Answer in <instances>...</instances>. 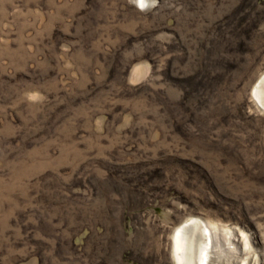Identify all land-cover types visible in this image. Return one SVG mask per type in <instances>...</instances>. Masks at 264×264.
I'll return each mask as SVG.
<instances>
[{
    "label": "rangeland",
    "instance_id": "374dc122",
    "mask_svg": "<svg viewBox=\"0 0 264 264\" xmlns=\"http://www.w3.org/2000/svg\"><path fill=\"white\" fill-rule=\"evenodd\" d=\"M263 73L264 0H0V264H264Z\"/></svg>",
    "mask_w": 264,
    "mask_h": 264
},
{
    "label": "bare ground",
    "instance_id": "6f19581e",
    "mask_svg": "<svg viewBox=\"0 0 264 264\" xmlns=\"http://www.w3.org/2000/svg\"><path fill=\"white\" fill-rule=\"evenodd\" d=\"M252 97L260 107L264 108V73L256 81L252 89ZM229 238L226 239V243L224 242L226 244L224 246L219 240L218 232L204 222L197 219L184 222L173 233L175 262L176 264H218L215 262L219 251L226 246L232 250V242Z\"/></svg>",
    "mask_w": 264,
    "mask_h": 264
},
{
    "label": "snow or ice",
    "instance_id": "6c2138e0",
    "mask_svg": "<svg viewBox=\"0 0 264 264\" xmlns=\"http://www.w3.org/2000/svg\"><path fill=\"white\" fill-rule=\"evenodd\" d=\"M141 6H143V4L141 3Z\"/></svg>",
    "mask_w": 264,
    "mask_h": 264
}]
</instances>
